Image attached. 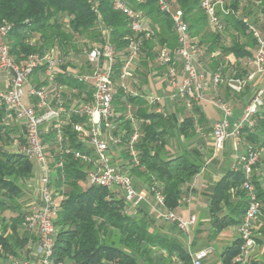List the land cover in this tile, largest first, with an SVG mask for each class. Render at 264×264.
<instances>
[{
  "label": "trees",
  "instance_id": "obj_1",
  "mask_svg": "<svg viewBox=\"0 0 264 264\" xmlns=\"http://www.w3.org/2000/svg\"><path fill=\"white\" fill-rule=\"evenodd\" d=\"M167 1L182 10L190 36L203 48L204 61H201L209 69L227 68L252 56L255 41L242 17L257 24L260 13L264 14V0H244L245 3L243 0H227L233 14L221 15V32L209 27L200 9V0ZM130 5L148 19L152 31L149 36L138 37L142 70L135 76L140 80L137 78L138 83L134 82L140 86L147 83L148 69L156 61L157 47L165 46L174 52L177 37L171 18L159 10L155 0H132ZM3 24L10 26L8 46L14 62L21 64L31 54L42 55L56 48L64 62L62 70L72 66L67 58L80 55L85 45L103 44V30L106 31V40L115 53L111 74L115 89L112 106L117 113L115 121L118 125L113 134L121 139L119 160L122 165L132 164L130 175L136 188H140V183L147 187L155 185L164 198V208L174 211L183 195L182 187L193 180L203 163L196 148L181 149L174 154L170 150L171 143L180 137L188 143L197 138L196 125L205 126L204 115L198 104L194 103L187 112L179 100L174 101L173 111L156 112L158 103L149 105L144 96L129 92V88L125 92L119 86V58L127 53L132 38L125 16L112 9L110 0H0V26ZM39 71L41 69L33 71L31 82L37 84ZM56 79L59 84L76 88L79 92L90 89L71 76L59 75ZM128 106L141 132L134 145L137 164H133L127 151L133 129L130 120L125 118ZM2 116L0 106V215L11 208L9 203L17 205L28 182L34 178L33 162L7 148L14 138L20 136V129L3 126ZM263 133L264 119L259 118L255 128L250 132L245 129L242 137L257 144ZM63 137L65 146L88 152L70 127H65ZM53 140V134L43 136V142L49 145V154L56 162L58 156L53 153ZM62 160L61 168H54L53 163L55 172L51 186L63 198L53 223L56 235L48 264H141L139 260L144 264H191L185 246L157 224L144 207L128 213L125 199L118 190L87 184L88 166L85 163L70 154L63 155ZM242 181L241 171L229 170L216 182L209 203L214 229L212 237L227 227L240 224L246 208V196L240 189ZM254 184L260 198L262 195L255 181ZM224 207L232 208L229 214H223ZM23 216V212H17L8 222L1 221L0 261L6 257H18V252L26 246L27 233L31 232L21 231ZM172 228L175 230L174 226ZM238 247V240L226 247L221 253V264H235ZM154 251L161 254L159 262L149 260Z\"/></svg>",
  "mask_w": 264,
  "mask_h": 264
},
{
  "label": "built area",
  "instance_id": "obj_2",
  "mask_svg": "<svg viewBox=\"0 0 264 264\" xmlns=\"http://www.w3.org/2000/svg\"><path fill=\"white\" fill-rule=\"evenodd\" d=\"M131 1L110 0L112 9L125 16L132 33L127 53L119 58L118 83L125 92H128L127 80L131 78L130 74L140 58L138 37L152 33L148 19L131 7ZM155 2L159 10L171 18L177 37L174 52L165 46L156 49V62L163 70L164 81L171 92L170 99L179 100L188 110L194 103L209 102L219 111V119L211 130L214 151L223 150L228 142H232L234 150L240 145L244 149L243 154L237 156L235 168L243 174L240 189L246 196V208L237 226L239 247L234 263L249 264L256 248V224L262 215L254 173L264 159V133L260 142L251 144L242 137V132L245 129L252 131L257 120L264 119V14L260 13L257 24L242 17L243 24L255 41L252 56L240 59L230 67L211 70L198 62L203 55V48L190 36L182 10L167 0ZM228 4L227 0H200V9L213 30H223L221 15L233 14ZM9 32V25L0 26V76L5 78V88L0 90V106L3 108L1 124L20 129V136L14 138L7 148L35 163L36 171L31 182L35 184L34 187L37 186V198L27 205L21 226L23 230L36 234L32 263L13 258L12 264H48L56 235L53 223L63 198L51 185L54 168L63 165V155L70 154L88 166V185L118 190L125 199L127 210L142 208L144 204L150 206L152 203L162 208L164 198L155 185L147 187L140 183V188H136L130 175L132 164L122 165L119 160L121 139L113 134L118 125L115 121L117 113L112 106L115 89L111 74L115 53L106 40V31L103 30V44H87L81 48V65L74 66L75 56L71 55L67 60L72 66L65 70L61 68L64 62L56 48L42 55L31 54L21 64L14 62L9 52ZM36 69H41L37 74V84L40 85L31 82V75ZM59 75L71 76L90 89L79 92L76 88L59 84L56 79ZM219 89L239 96L243 103L241 109H236L219 97L208 98L210 91L217 92ZM146 101L152 105L158 99L147 96ZM156 112L161 110L157 109ZM125 118L133 126L127 151L133 164H137L134 145L141 132L129 106ZM65 127H70L77 134L78 141L88 152L71 149L63 144ZM49 134H53V153L58 156L56 162L49 154V145L43 142V136ZM182 201L188 202L189 199ZM163 219L186 237L197 223L194 214L183 217L172 211L163 215ZM209 253L208 248L190 253L191 264H203Z\"/></svg>",
  "mask_w": 264,
  "mask_h": 264
},
{
  "label": "crops",
  "instance_id": "obj_3",
  "mask_svg": "<svg viewBox=\"0 0 264 264\" xmlns=\"http://www.w3.org/2000/svg\"><path fill=\"white\" fill-rule=\"evenodd\" d=\"M246 1V0H245ZM243 0L242 2L245 3ZM243 4V3H242ZM174 7H176L174 5ZM200 60L204 61V57H200ZM157 63V62H156ZM201 64V63H200ZM204 63L202 64V66ZM153 66L150 64V67L148 69L149 76L159 74L162 75V68L156 64V69L152 68ZM139 61L133 68V75L136 76L137 71H139ZM161 80L160 87L161 91H163L164 96H155L152 95V93L143 92L144 88L147 87L150 83V79L148 83L138 86L133 84V82L136 80L133 79V77L130 78V80L127 82V86L129 88V85L133 88L132 91H129L133 94H140L141 96H144L146 98L147 96H155L158 99V104L161 105L164 102L168 103V109L169 112L173 111L174 109V101L170 99V90L166 87V83L164 81V77H160ZM5 78L3 76H0V88H5ZM137 81V80H136ZM135 81V82H136ZM37 82H39L37 78ZM134 82V83H135ZM164 82V83H163ZM165 89L168 90L167 93L165 92ZM151 94V95H150ZM221 98L223 101L229 103L231 106L235 107L236 109L240 110L242 106V101L239 98V96H234L228 91L224 89H219L217 92L210 91L208 93L209 99L214 98ZM201 113L204 115L205 119V126L200 127L198 124L196 125V134L198 135L197 138L192 140V142H185L183 138H178L179 145L181 147L180 149L176 150L180 151L181 149H193L196 148L200 151L202 155V168L200 169L199 173L193 178V180L182 187L183 195L180 199L178 207L172 211L176 214H179L183 217H186L187 215L194 214L197 218V223L192 228L190 235L188 237L184 236L183 234H179L176 230H174L172 227L173 225L166 223L164 220H162L164 211H167L166 208L160 207L158 208L155 206L154 203H152L150 206L144 204L145 211L150 214L159 224L162 226V228L165 231H168L171 233V235L176 238L178 241H180L185 248L188 250L189 254L194 253L200 249H210V253L207 255V257L204 259L203 264H221V253L222 251L233 244L235 241L238 240V232H237V226H230L222 230L220 233H218L216 236L212 237L213 228L211 226V217L209 214V203H210V196L212 195L216 182L229 170H235L236 168V160L237 156L243 154L244 149L240 145L235 150L232 148V142H228L225 146V148L221 151L215 152L213 149L212 144V138L211 143L209 147H204V141H202L201 136L206 131H209L211 133L213 125L218 121L219 119V111L216 107L211 105L209 102H201L197 103ZM209 105L216 109L217 115L216 118L213 119V121H210L207 114L202 109L203 105ZM164 105V104H163ZM160 109L162 112H167L160 106ZM156 109V110H157ZM187 112L189 111L186 109ZM196 118V117H195ZM138 125V123H137ZM177 140V141H178ZM171 143V142H170ZM172 145V143H171ZM171 150V149H170ZM172 153V152H171ZM220 153V154H219ZM254 181L257 184V187L259 188V192L261 193V197L259 198L262 204V215L259 219V221L256 224V248L254 249L253 255L251 257V260L249 264H264V159L261 161L260 164L257 165L255 173H254ZM35 184L31 181L28 182L27 188L25 190V193L23 195L24 198V208L27 207V205L32 201V199L37 198L35 195L37 194V189L34 187ZM36 193V194H35ZM194 197L193 200L194 204L191 203V197ZM183 198L189 199L188 202L182 201ZM192 200V202H193ZM11 207V204H10ZM13 208V207H12ZM230 210H232L231 207H224L223 208V214H229ZM26 211V210H25ZM169 211V210H168ZM14 217L12 214L9 218H5V215H0V224L3 220L4 222H8V220ZM204 228V243L201 242L198 235L200 233V229L203 230ZM23 230V229H22ZM21 230V231H22ZM174 230V231H173ZM28 234V241L24 249L18 252V257H14L16 259H19L21 261H28L29 263H32V252H33V243L36 239L35 232L27 233ZM188 246V247H187ZM191 247V251L190 248ZM156 258H160V253H154ZM159 255V256H158ZM155 258V259H156ZM13 257H6L3 258L0 263L1 264H12Z\"/></svg>",
  "mask_w": 264,
  "mask_h": 264
},
{
  "label": "rangeland",
  "instance_id": "obj_4",
  "mask_svg": "<svg viewBox=\"0 0 264 264\" xmlns=\"http://www.w3.org/2000/svg\"><path fill=\"white\" fill-rule=\"evenodd\" d=\"M225 41H226V44H228L229 43V39H228V36H226L225 35V39H224ZM198 62L199 63H201V66H202V64H203V61H201L200 60V58H199V60H198ZM81 63H83V58L81 57V56H79V55H76L75 56V60H73V65L75 66V65H81ZM156 61L154 60L153 61V64H152V68L153 69H155V70H157L156 68ZM203 67H204V65H203ZM78 68V67H77ZM139 69H141L142 70V67H140L139 66ZM130 76L131 77H133V79H136L135 81H136V84L138 83V79L140 80V78H136L132 73L130 74ZM160 77H163V72H162V75L160 76L158 73L157 74H155V75H153V77H152V75L151 76H149V74H147V83H148V81H149V79H150V83H149V85L147 86V87H145L144 88V90H143V92H148V93H152V95H155V96H164V93H163V91H161V87H160V83H161V80L162 79H159ZM130 79H128L127 80V82L129 81ZM164 83V82H163ZM133 84H135L134 82H133ZM141 86V85H140ZM132 87L129 85V90L130 91H132ZM166 89H167V87H166ZM165 89V92L167 93V91L168 90H166ZM151 95V94H150ZM164 104V105H163ZM163 104H161V105H158L159 106V108H160V106H162V108L164 109V110H166L167 112H169V105H168V103H166V102H164ZM202 109L204 110V112L207 114V116H208V118H209V120L210 121H213V119H215L216 118V115H217V112H216V109H214L213 107H211V106H209V105H203L202 106ZM133 114H134V111H133ZM201 139H202V141H204V147H209V145H210V143H211V133L209 132V131H206V133L204 132L203 133V135L201 136ZM182 145H185V144H182ZM181 145V147H183ZM180 147V145H179V143H178V141H177V139H175V140H172V145H171V152L172 153H176L177 152V150L178 149H180L181 148ZM176 148H177V150H176ZM220 154V153H219ZM33 166H34V172L36 171V165H35V163H33ZM26 190V189H25ZM25 193V192H24ZM185 198H183V200H184ZM191 200V203H193L194 204V201L195 200H193L194 199V197L192 196L191 198H190ZM192 200H193V202H192ZM24 198H21V199H19L18 201H17V205L16 206H14V204H11V203H9V204H11V208L9 209V210H7V211H5L3 214L5 215V218H9L10 217V215L12 214V216H15V215H17V212H23L24 214H25V210L27 209V207H25L24 208ZM17 206H19V207H17ZM13 207V208H12ZM28 211V210H27ZM131 211L132 210H128V213H131ZM168 213V210L167 211H164V215H166ZM184 216V215H183ZM162 220H164L163 218H162ZM169 224V223H168ZM22 230V229H21ZM174 231V230H173ZM178 232V231H177ZM179 233V232H178ZM179 234H181V233H179ZM199 234H201V235H198V237L199 236H201V237H199V239L201 240V242H203L204 243V228H203V230H201L200 229V233ZM182 235V234H181ZM188 247V246H187ZM190 248V251H191V247H189ZM154 253H156L157 254V252H152L151 254H150V256H149V260H151L153 263L154 262H159L158 261V258H156V256L154 255ZM159 256V255H158ZM135 258H137V257H135ZM156 258V259H155ZM139 262L141 263V264H144V262H142L141 260H139Z\"/></svg>",
  "mask_w": 264,
  "mask_h": 264
}]
</instances>
